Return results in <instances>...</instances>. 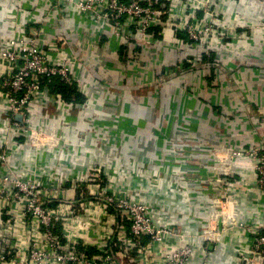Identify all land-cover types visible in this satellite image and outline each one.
Returning <instances> with one entry per match:
<instances>
[{
	"label": "built area",
	"instance_id": "obj_1",
	"mask_svg": "<svg viewBox=\"0 0 264 264\" xmlns=\"http://www.w3.org/2000/svg\"><path fill=\"white\" fill-rule=\"evenodd\" d=\"M18 1L7 4L0 21V264H191L199 255L201 264H213L207 245L225 243L238 230L248 239L233 256L234 264H264V202L252 209L248 221H241L234 196L246 183L244 173L253 174L254 186L264 196V132L248 143L235 132L232 141L194 156L196 163L186 159L206 167L198 178L152 170L125 174L115 162L91 156L81 139L83 131L93 132L101 148L112 138L97 124L108 108H97L96 99L102 94L104 104L111 105L116 93L102 88L99 63L88 52L86 37L92 31H110L133 55L136 46L153 38V29L170 27L187 34L185 49L209 54L222 49L224 39L237 38L223 11L234 0H51L60 18ZM248 3L257 8L254 16H263L250 17L257 21L248 20L252 35L246 40L253 51L264 50V0ZM33 23L43 30L32 28ZM71 27L79 32L84 55L65 51L68 36L63 33ZM79 63L92 79L75 74ZM131 64V69L125 67L129 74L135 67ZM57 78L75 86L84 100L69 102L52 94L50 84ZM132 83L121 84L120 95L129 93ZM50 106L57 112L53 117ZM172 148L185 153L177 144ZM28 154L31 162L20 172ZM89 155L82 167L85 178L75 176L74 166ZM69 183L73 196L68 199L58 191ZM195 190L205 197V207L194 205ZM170 198H177L175 204L186 214L168 211ZM198 208L212 214L207 227L180 234L177 226L183 220L189 229L201 225Z\"/></svg>",
	"mask_w": 264,
	"mask_h": 264
},
{
	"label": "crops",
	"instance_id": "obj_2",
	"mask_svg": "<svg viewBox=\"0 0 264 264\" xmlns=\"http://www.w3.org/2000/svg\"><path fill=\"white\" fill-rule=\"evenodd\" d=\"M14 1L20 2L0 0V21L8 13L7 4ZM26 1L44 16L60 18V9L54 10L53 1ZM251 4L248 0L225 3L223 11L234 28L231 35L236 32L237 38L224 39L222 49H215L209 54H200L193 48L185 49L184 42H189L187 34L173 32L170 27L167 30L160 27L153 29V38H149L148 43L145 40L144 46H136L133 55L126 50L124 42L114 38L110 31H92L93 36L86 37L88 52L99 63L102 88L116 95L111 105L104 104L102 94L96 99L97 108H108L100 114L102 117L97 124L112 138L100 148L92 136L93 132L83 131L81 139L91 150L90 155L107 163L115 162L125 174L152 170L161 176L184 173L182 175L189 178L191 175L198 178L205 174L206 167L189 164L186 159L191 158L192 161L194 156L210 152L220 142L232 141L235 132L245 143L251 138L259 139L264 132V50L257 48L253 51L246 37L252 35L248 20L257 21L250 17L260 19L263 14L257 12L258 15L254 16L257 8ZM161 7L167 10L166 3H161ZM246 16L249 18L245 24L242 18ZM36 23L31 27L43 30V25ZM55 32L56 35L62 34ZM63 35L68 36V43L65 44L68 54L84 55L79 32L71 27L69 33ZM198 56H201L200 59H197ZM131 63L135 67L129 74ZM85 69L86 66L81 63L73 67L79 78L92 79ZM130 79L133 81L131 91L120 95V85L128 84ZM48 109L50 117L57 114L54 106ZM94 115L97 117L98 114ZM20 140L26 144V139L22 137ZM174 144L185 148V153L177 154L172 148ZM28 155L20 162V172L31 162L32 157ZM90 155L85 156L84 163L74 166L75 176L85 178L87 169L82 167L86 166ZM195 161L193 159L192 162ZM12 164L14 161L10 164L11 170ZM243 175L246 183L234 194L240 201L236 217L248 221L252 209L264 202V196L255 188L253 174ZM71 188V183L61 185L58 193L69 199L73 196ZM201 194L198 190L193 192L194 205L205 207V197ZM176 199L167 201L168 211L183 214L185 208L177 206ZM205 215V211L198 208L196 219L201 221V225L189 229L188 221L183 220L177 231L184 235L201 233L212 214ZM247 239L248 234L238 230L225 243L207 245L213 264H234L233 256L243 250L241 247ZM201 260L199 255L191 264H201Z\"/></svg>",
	"mask_w": 264,
	"mask_h": 264
},
{
	"label": "trees",
	"instance_id": "obj_3",
	"mask_svg": "<svg viewBox=\"0 0 264 264\" xmlns=\"http://www.w3.org/2000/svg\"><path fill=\"white\" fill-rule=\"evenodd\" d=\"M50 89L52 94L60 95L69 102H82L84 100V97L77 91L75 86L67 85L58 78L51 82ZM94 252L91 251V254Z\"/></svg>",
	"mask_w": 264,
	"mask_h": 264
}]
</instances>
